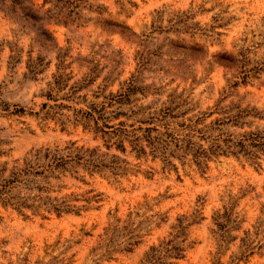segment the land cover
<instances>
[{"label": "rangeland", "instance_id": "obj_1", "mask_svg": "<svg viewBox=\"0 0 264 264\" xmlns=\"http://www.w3.org/2000/svg\"><path fill=\"white\" fill-rule=\"evenodd\" d=\"M11 1L0 264H264V152H225L264 130V0Z\"/></svg>", "mask_w": 264, "mask_h": 264}, {"label": "trees", "instance_id": "obj_2", "mask_svg": "<svg viewBox=\"0 0 264 264\" xmlns=\"http://www.w3.org/2000/svg\"><path fill=\"white\" fill-rule=\"evenodd\" d=\"M11 1V0H9ZM14 1H11L10 4H8L10 8H15V4H12ZM9 3L8 0H4L3 4ZM16 3V2H14ZM24 10V9H23ZM26 10V9H25ZM27 11H30V9H27ZM28 14H26L24 17H27ZM23 17V18H24ZM30 18V15L28 16ZM240 113L232 116L234 120L240 119L242 117L243 111H239ZM216 149H221L220 145H215ZM225 152H229L231 154H238V153H244L245 155H252L254 154L251 151V149H256L257 151L264 152V130L257 131V132H248L243 133L238 138H235V140H228L225 143ZM40 157H43L44 160H48L49 163L45 166L48 168V170L51 169H57L59 167L64 166V168L69 164V162L72 160L71 158H67L70 156H61L59 154L58 150H54L53 152L46 150L43 155H40L39 153H36L34 158L32 160H28L25 162V167L23 169L18 168L16 171L12 173V181H18V177L28 174H35L40 175L42 174V170H45L44 166H40L37 168L34 167L35 164H37V161L40 159ZM39 168H42L38 170ZM47 170V169H46ZM51 207L56 212H62V211H69L71 209V206L69 204H60V205H53L51 204ZM152 256L150 259L146 260L147 264H163V257H171L174 259H178L182 256V248L179 246L173 244L172 242L166 243L164 249H159L158 247H152ZM147 257V256H146Z\"/></svg>", "mask_w": 264, "mask_h": 264}]
</instances>
